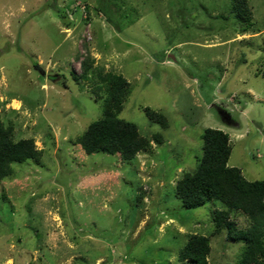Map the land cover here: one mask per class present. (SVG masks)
<instances>
[{
	"label": "rangeland",
	"instance_id": "rangeland-1",
	"mask_svg": "<svg viewBox=\"0 0 264 264\" xmlns=\"http://www.w3.org/2000/svg\"><path fill=\"white\" fill-rule=\"evenodd\" d=\"M115 1L121 32L99 0H0V121L42 151L0 180V264H190L178 250L191 233L210 237L209 264H237L242 243L212 235L221 204L183 207L174 188L207 128L228 134V166L264 179V0H247L246 29L228 0ZM86 55L130 83L117 118L150 142L133 161L76 143L105 96L80 78Z\"/></svg>",
	"mask_w": 264,
	"mask_h": 264
},
{
	"label": "trees",
	"instance_id": "trees-1",
	"mask_svg": "<svg viewBox=\"0 0 264 264\" xmlns=\"http://www.w3.org/2000/svg\"><path fill=\"white\" fill-rule=\"evenodd\" d=\"M228 1L230 12L237 22L244 29L252 27L248 1ZM115 6V0H99L97 12L102 13L117 32H121L118 14L111 9ZM80 66V78L88 80L90 75H95L100 81L96 89H103L105 96L101 118L91 122L77 136L76 143L85 154L101 152L114 155L122 162L133 161L139 153L150 147V142L139 134L134 123L117 118V113L122 110L130 94V83L121 74L102 72L92 66L88 55ZM73 78L77 80L74 75ZM145 115L161 128L167 127L166 118L162 114L145 108ZM200 139V160L193 171L182 173L175 183L176 199L186 208L219 202L220 208L212 211V235L225 232L228 240L242 243L237 264H264V179L248 181L238 168L228 166L231 153L228 134L207 128L203 130ZM153 141L159 144L162 141L161 134H155ZM41 158L42 151L36 149L31 138L13 140L12 128L4 126L0 121V180L13 173V164L27 161L39 163ZM233 212L243 214L248 220V226L238 228L231 220ZM37 237L40 240L41 236ZM210 252V237L191 233L178 250V259L190 264H209Z\"/></svg>",
	"mask_w": 264,
	"mask_h": 264
},
{
	"label": "bare ground",
	"instance_id": "bare-ground-1",
	"mask_svg": "<svg viewBox=\"0 0 264 264\" xmlns=\"http://www.w3.org/2000/svg\"><path fill=\"white\" fill-rule=\"evenodd\" d=\"M13 104H16L15 102H13Z\"/></svg>",
	"mask_w": 264,
	"mask_h": 264
}]
</instances>
